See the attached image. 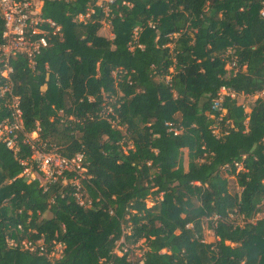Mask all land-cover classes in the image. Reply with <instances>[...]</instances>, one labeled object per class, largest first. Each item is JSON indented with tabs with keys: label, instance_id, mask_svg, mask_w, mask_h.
Returning a JSON list of instances; mask_svg holds the SVG:
<instances>
[{
	"label": "trees",
	"instance_id": "1",
	"mask_svg": "<svg viewBox=\"0 0 264 264\" xmlns=\"http://www.w3.org/2000/svg\"><path fill=\"white\" fill-rule=\"evenodd\" d=\"M96 2L40 0L62 39L34 70L11 61L24 131L63 156L85 154L92 206L60 182L43 192L19 177L32 151L0 144V264H131L112 254L122 237L143 240L132 264H264V100L249 112L238 102L264 89V0H114L107 16ZM103 21L112 39L99 35ZM3 26L0 15V43ZM222 87L237 97L224 98L220 117L211 103ZM107 106L114 127L100 116ZM23 240L47 253L61 243L62 256L29 253Z\"/></svg>",
	"mask_w": 264,
	"mask_h": 264
},
{
	"label": "built area",
	"instance_id": "2",
	"mask_svg": "<svg viewBox=\"0 0 264 264\" xmlns=\"http://www.w3.org/2000/svg\"><path fill=\"white\" fill-rule=\"evenodd\" d=\"M113 3L114 0H97L95 6L101 7L107 16L109 6ZM93 13L94 9L91 7L85 15L77 17V20L84 22ZM0 15L4 22L0 43V107L8 110V117L0 122V144L14 154L19 151L20 144L28 146L32 151L29 158L19 161L23 166L19 177L27 182H36L43 192L47 191L51 185L60 182L62 186L70 188V195L79 207L89 209L92 206V200L87 194V186L90 185L91 176L88 173L85 154L77 152L71 157L63 156L58 152L57 147L41 144L38 141L37 131L31 133L24 131L20 101L14 93L12 80L14 72L11 65L12 59L21 56L25 59L27 68L34 70L36 57L51 46L52 39H62L61 26L42 16L40 0H0ZM87 16L88 18H86ZM260 16L264 20V8L260 11ZM149 26L151 27V24ZM137 31L135 29L134 37H136ZM225 69L233 70L235 74L239 69L236 59L231 58ZM168 80L169 76L166 77V81ZM261 92L264 93V89ZM255 95L257 93L254 95L242 94L240 97L245 99ZM225 97L235 99L237 95L224 87L219 89L216 97L212 100L211 108L220 117L224 113L221 105ZM242 107L244 111L249 112L243 104ZM113 115L110 106L105 107V110L100 114L114 127L116 122L112 120ZM166 126L168 127L167 131L174 136L181 133L172 123H166ZM214 131L217 134V131ZM229 220L235 221L238 225L243 224V216L234 213L229 215ZM7 246L15 247L16 242L8 238ZM20 246L32 254H44L51 261L60 259L64 248L63 244L54 243L50 252L47 253L42 240L36 242L23 240L20 242ZM127 253H129L128 261L132 264L134 260L131 246L125 245L123 237L115 241L112 254L122 257Z\"/></svg>",
	"mask_w": 264,
	"mask_h": 264
},
{
	"label": "rangeland",
	"instance_id": "3",
	"mask_svg": "<svg viewBox=\"0 0 264 264\" xmlns=\"http://www.w3.org/2000/svg\"><path fill=\"white\" fill-rule=\"evenodd\" d=\"M88 18V16L86 17ZM87 20V19H86ZM99 35L103 36V37H106V38H110V35H111V31H110V27H109V24L108 22H103L102 23V28L100 29L99 31ZM256 99H263L264 100V93H257V95L255 96H252V97H249V98H245L243 99L242 97H238V102L239 104H243L246 109L249 111L250 110V105L253 104V102L256 100ZM183 152V162H184V165L187 164V160H188V156H187V151L186 150H182ZM264 209V207H263ZM257 217H264V213L261 214V215H258ZM203 239H204V242L205 243H211L214 241V238H213V233L212 231H210L207 227V223L204 222V232H203ZM143 240L140 241L139 243H137L135 246H131V248L133 249V260H137L139 258V256L141 255L142 251H143Z\"/></svg>",
	"mask_w": 264,
	"mask_h": 264
},
{
	"label": "crops",
	"instance_id": "4",
	"mask_svg": "<svg viewBox=\"0 0 264 264\" xmlns=\"http://www.w3.org/2000/svg\"><path fill=\"white\" fill-rule=\"evenodd\" d=\"M90 10H91V9H90ZM112 37H113V36H112V33H111V35H110V38H109V39H112Z\"/></svg>",
	"mask_w": 264,
	"mask_h": 264
}]
</instances>
